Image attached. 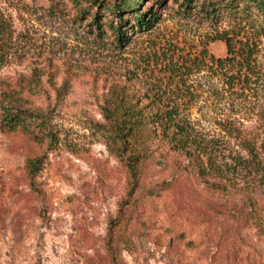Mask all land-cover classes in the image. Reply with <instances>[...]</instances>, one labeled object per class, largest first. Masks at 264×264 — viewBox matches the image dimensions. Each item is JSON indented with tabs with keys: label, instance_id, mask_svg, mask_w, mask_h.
Listing matches in <instances>:
<instances>
[{
	"label": "rangeland",
	"instance_id": "obj_1",
	"mask_svg": "<svg viewBox=\"0 0 264 264\" xmlns=\"http://www.w3.org/2000/svg\"><path fill=\"white\" fill-rule=\"evenodd\" d=\"M119 1L0 0L11 37L0 68V264H112L110 240L118 264H264L263 193L252 195L251 208L209 190L195 174L173 176L182 159L169 155L147 164L149 188L131 196L102 116L111 91L125 88L132 97L146 84L174 80L196 128L218 135L217 122L232 115L260 134L258 21L214 20L208 13L221 0H134L138 16L156 15L139 32L135 13L107 9ZM112 25L125 32L126 45ZM227 42L233 60L251 54L254 75L214 64L228 57ZM226 74L240 77L232 91ZM244 79L252 89L242 88ZM2 108L26 117L12 130Z\"/></svg>",
	"mask_w": 264,
	"mask_h": 264
},
{
	"label": "trees",
	"instance_id": "obj_2",
	"mask_svg": "<svg viewBox=\"0 0 264 264\" xmlns=\"http://www.w3.org/2000/svg\"><path fill=\"white\" fill-rule=\"evenodd\" d=\"M120 0L110 9L112 13L122 16L123 13H135L133 19L139 32L150 29L156 23V15L140 14L137 2ZM219 6H214L210 14L215 20L229 16L244 21H258L257 29L264 34V0H230ZM256 11L257 19L252 16ZM116 41L122 47L126 45L125 32L115 28ZM9 25L0 14V68L6 62L10 52ZM228 57L224 60L213 59L214 64L221 70L232 66L239 70L243 67L252 75L254 68L251 54L242 59H232V48L226 43ZM175 67L170 71L176 75ZM226 74V84L232 91L236 81ZM243 89H252L251 80L240 81ZM179 81L171 83H149L143 91H137L136 98L125 94V88L115 89L108 95L102 107L105 122V134L109 150L115 154L130 178L131 196L137 190L148 189L144 184L147 164L156 157L165 161L169 155L180 157L182 160L174 163L173 176L178 173L195 174L200 182L209 190L249 202L253 208L252 195L264 194V128L255 135L244 126V119L226 115L217 122L220 134L209 135L196 128L185 113L187 102L183 99ZM242 95V94H241ZM135 98V100H134ZM3 125L16 129L22 122L24 113L19 108L15 112L2 108ZM260 119L255 120L259 124ZM165 149V151H163ZM30 166L35 164L29 162ZM171 167V166H170ZM176 177V176H175ZM152 187V186H151ZM108 256L112 264H118V253L113 240L108 243Z\"/></svg>",
	"mask_w": 264,
	"mask_h": 264
}]
</instances>
